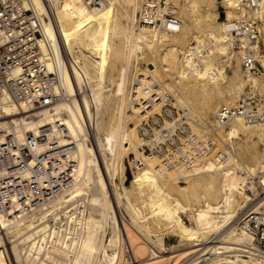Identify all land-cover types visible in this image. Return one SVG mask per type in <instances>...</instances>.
Instances as JSON below:
<instances>
[{
  "label": "bare ground",
  "instance_id": "1",
  "mask_svg": "<svg viewBox=\"0 0 264 264\" xmlns=\"http://www.w3.org/2000/svg\"><path fill=\"white\" fill-rule=\"evenodd\" d=\"M214 1L141 0L137 11L139 0H102L95 8L83 0H51L53 21L43 20L42 27L57 61L47 65L58 68L68 98L38 108L7 102L0 106V132L12 133L22 142L25 132H36L38 127L60 120L71 141L60 139L59 144L71 142L75 146L74 184L30 214L15 221L1 219L0 264H120L126 256L131 264H264V247L247 231L249 215L264 214V210L239 214L253 195L250 175L260 173L264 180V155L257 153L252 139L255 136L264 141V120L250 122L237 114L226 124H219L213 115L220 105L211 111L208 130L217 135L230 124L227 139L242 134L253 141L242 153L253 167H243L230 152L219 149L212 137L191 128L183 108L203 105L200 112L205 115L220 99L239 97L247 82L249 88L240 98L253 93L264 99V67L256 73L242 67L247 48L261 60L257 41L248 44L244 34L233 32L251 21L264 43V0H252L255 6L249 0H220L228 19L222 25ZM32 2L36 9L45 11L42 0ZM180 4L188 19L186 27H182ZM169 40L182 44L178 48L166 45L159 53L164 69L174 74L173 91L156 83V68L151 62L148 64L153 68H146L142 74L137 68L145 57L143 46ZM64 53L73 59L70 68L61 61ZM76 85H84L87 93H79ZM167 95H172L173 104L183 111L189 125L190 135L182 139L184 146L179 149L191 159L176 167L164 163L175 157L170 152L146 154L142 150L143 144L152 147L164 141L162 130L174 135L175 128L184 123L181 117L165 120L161 128H154L153 139L141 135L143 121L160 109ZM196 106L194 111L199 110ZM190 140L206 145L202 155L189 149ZM130 151L133 157L127 166L132 177L128 189L125 158ZM198 175L202 178L173 189V181ZM131 190L137 203L130 198ZM236 194L242 195L241 201L236 200ZM121 207L135 228L120 218ZM150 218L185 242L166 251V232L154 234L155 239L148 237L153 234L147 222ZM106 226L110 228L108 237ZM132 234L141 240L137 247L131 245ZM206 240L211 244L204 251ZM179 249L184 250L165 255ZM179 257L185 260L180 262Z\"/></svg>",
  "mask_w": 264,
  "mask_h": 264
},
{
  "label": "built area",
  "instance_id": "2",
  "mask_svg": "<svg viewBox=\"0 0 264 264\" xmlns=\"http://www.w3.org/2000/svg\"><path fill=\"white\" fill-rule=\"evenodd\" d=\"M83 1L91 8L99 7L102 3V0ZM42 2L45 11L36 9L32 0H0V106L13 102L27 107H51L57 101L68 98L60 82L58 68L55 66L49 69L47 65L48 61L55 65L57 56L53 47L48 44L42 27L43 20L52 22L51 0ZM249 2L252 6L256 5L252 0ZM233 32L236 35L244 34L248 44H255L257 41L260 51L261 60L254 56L251 48H247L242 67L251 73L262 70L264 43L253 22L241 24ZM61 61L70 68L73 59L64 53ZM56 86L59 91L55 90ZM76 89L87 93L84 85H76ZM174 102L172 95H167L164 104L143 121L140 130L142 136L153 139L154 128H161L165 120L172 121L181 117L184 123L175 128L174 135L164 129V141L152 147L142 145L146 154L154 151L158 154L166 155L170 152V156L175 155L176 159L169 156L164 161L168 167L186 164L191 159L179 149L184 146L182 139H188L190 133L186 115ZM260 106L262 109L257 112V107ZM237 114L245 115L250 122L264 120V99H258L253 93H249L234 104L220 105L213 116L215 122L226 124ZM87 123L91 130V124L89 121ZM83 125L88 132L85 123ZM60 139L71 141L60 120L38 127L36 132H25L22 142L12 133L0 132V221L3 218L15 221L30 214L74 184L72 172L76 161L72 152L75 146L71 142L61 146ZM189 147L198 156L202 155L206 145L201 140H190ZM256 218L259 219L258 222ZM247 231L262 245L264 214H250Z\"/></svg>",
  "mask_w": 264,
  "mask_h": 264
},
{
  "label": "rangeland",
  "instance_id": "3",
  "mask_svg": "<svg viewBox=\"0 0 264 264\" xmlns=\"http://www.w3.org/2000/svg\"><path fill=\"white\" fill-rule=\"evenodd\" d=\"M140 3H141V0H139V2H138L137 11H139ZM213 4H214V6L216 8V11L218 13V19H219L220 24L221 25L225 24L228 21V19L225 16L224 3L221 2L220 0H217V2L214 1ZM179 13H180V16L182 18V27H186V25H188V19H186L183 11H181V4L179 6ZM136 17H137V13H136ZM122 20H123L124 24H127L125 22L124 18ZM230 20H233V19H230ZM192 30L195 33H199L200 32L199 28H193ZM187 40L190 41V39H187ZM176 43H178V44H176ZM170 44L172 46L177 47V48L182 45L181 43L179 44V42H177V41L173 42V41L169 40V41H166V42H158L157 44L155 43V45H152L153 47L152 46H150V47L143 46V50H144L143 51V53H144L143 56H145V57L138 61L137 68L139 69L138 73L142 74V72L143 73L145 72L144 70H146V68H150V69L153 68L150 64H148L149 62H151L153 64V66L156 68V76H157L156 83L158 82L157 84H159L160 87L166 86L170 90L173 91L174 90L173 86H174V83H175L174 74H172V72H171L172 70L169 69L170 72H168L169 70L167 71L166 69H164L163 66L165 64H164V61L160 60V54H159V53H161L163 51L162 49H164L166 45H170ZM234 50H236V48H234ZM235 59L236 58H234V61L232 62L231 65L235 64ZM239 65L241 67V62H239ZM131 68H132V66H131ZM112 73H114V71H110L109 74H112ZM170 73H171V75H170ZM239 73H240L241 77L244 79V81H247V79L243 76L242 71H240ZM228 74L231 75L232 74L231 71H228ZM131 78H132V75H130V77H129V82H130ZM248 88H249V84L247 82V83H245L244 87L242 88V91L239 93L240 94L239 97H236L234 99H226L228 102L226 100L223 101L222 99H220L219 103L216 106L212 107V110H210L205 115L202 113V111L200 112V109L204 108V106L202 104H201L202 106L199 105L200 106L199 107V106H196L195 103L193 104V102L191 101L192 106L195 105L196 109H199L198 111H194V109H195L194 107L195 106L194 107H189L188 105L183 106V108L186 110L188 116L191 119L190 120L191 121L190 127L191 128L196 127L200 133H203V134H205L207 136L212 137L215 140V144H216V146L219 149L225 150L227 152H230L233 155V158H235V160L238 163V165L239 166L242 165L243 167H251V166L253 167V162L250 161L249 159L244 158V156H243L244 154H242V153H244L245 150L250 146L251 142L255 141V143H256L255 144L256 145L255 146V150L257 151V153L264 155V141L263 140H257V138L255 136H253V138H252L253 141H252L251 138H249L248 136H244L242 134H240L237 137H233V138L227 139L225 133L227 131L228 126H230V124L225 126V128H223V129H219L217 131V135L214 132H212L211 130H208V128H210V126H208V125L211 124V120H212L213 113H211V111L213 112V110H215V108L217 106L221 105V104H234L242 96V94H245L244 92H246L248 90ZM178 93L180 94L179 91H178ZM260 95H261V93H260ZM190 97L191 98H197V96L194 95V94H191ZM174 116H176V115H174ZM129 126L133 127L131 123L129 124ZM90 137H91V139L93 138L91 135H90ZM92 141H93V139H92ZM131 153L132 152L130 151L127 154L128 157L126 156L127 158H125L126 166H127V162H128L127 160L128 159H132V157H133V154H131ZM133 169L135 170V167H133ZM237 173L240 174L239 172H237ZM259 175H260V173H257V174L255 173V174H251L250 175L251 176L250 179H251L252 183L254 184V188L252 190V194L253 195H252L251 201L247 202V205L243 209L239 210V214L243 213L245 211H248V210H257V208H258V211H263L264 210V194H262V190H264V180L262 179V177H259ZM131 177H132V170H130V168L127 166L125 186L128 189H130L129 187H130ZM195 177H196V179H195ZM201 178H202V176L198 175V176H194V178H191V180H190V178L188 180H178V182L176 180V181H173L175 183L172 182L173 183L172 186H173V189H176V187H178V185L185 184V181L187 183L188 181H193L192 179L197 180V179H201ZM174 185H175V187H174ZM135 196L136 195L131 190L130 198H131L132 202H136L137 203L138 199ZM241 197H242V195L236 194V200L241 201L242 198H243V197L242 198ZM136 205H138L141 210L147 211L146 207H142L139 204H136ZM120 210H121L120 218H123L127 223L132 224L131 220H129L130 219L129 215L127 214L125 209L123 207H121ZM150 219H148L147 222H148L149 230L150 231L152 230L153 234L151 232V234H149L148 237L150 239H153V238L155 239V236H153L154 234H156V235L159 234L160 235V234L165 233L166 230H164L162 228V226L158 227L156 225L157 223H156L155 219H152V218H150ZM184 220H186V217H184ZM132 226L135 228V226L133 224H132ZM106 227H105L106 228L105 229V237H108L109 234H110V228L108 226H106ZM142 236L145 237L144 235H142ZM213 236L215 237L216 235H213ZM213 236H211L208 240L212 239ZM163 237H164V242H165V247H166L165 250L166 251L171 249V246L173 244H180V246H181L183 244V242H185L183 239L181 241V238L179 236L173 235L170 232H166ZM215 239H213V240H215ZM208 240H206L204 242V251H205V248H207V246H210V244H211V243H208L209 242ZM131 241L134 242V243L132 244ZM130 242H131L132 247H133V245L135 247H137L140 244L141 240L138 237H136L135 235L132 234V240L130 239ZM261 244L264 245V242H261ZM201 246H203V245H201ZM201 246H198V247H201ZM183 250L184 249H179V250H176V251H173V252H167L165 255H169V254H172V253H176L177 251L179 252V251H183ZM129 253H131L130 250H129ZM178 259H179L180 262H183L185 260L182 257H179ZM120 264H131V260H130L129 257L126 256L125 259H122V261H120ZM164 264H167V261H164Z\"/></svg>",
  "mask_w": 264,
  "mask_h": 264
}]
</instances>
